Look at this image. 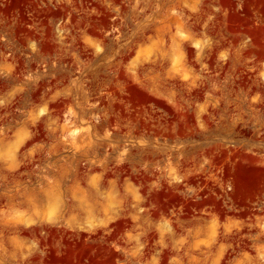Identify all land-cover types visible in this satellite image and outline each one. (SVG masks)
Here are the masks:
<instances>
[{
  "label": "rangeland",
  "instance_id": "obj_1",
  "mask_svg": "<svg viewBox=\"0 0 264 264\" xmlns=\"http://www.w3.org/2000/svg\"><path fill=\"white\" fill-rule=\"evenodd\" d=\"M0 264H264V0H0Z\"/></svg>",
  "mask_w": 264,
  "mask_h": 264
}]
</instances>
